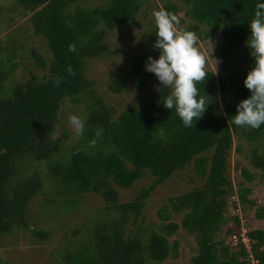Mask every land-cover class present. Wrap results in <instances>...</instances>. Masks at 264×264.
I'll use <instances>...</instances> for the list:
<instances>
[{
  "label": "trees",
  "instance_id": "16d2710c",
  "mask_svg": "<svg viewBox=\"0 0 264 264\" xmlns=\"http://www.w3.org/2000/svg\"><path fill=\"white\" fill-rule=\"evenodd\" d=\"M81 1L18 0L22 8L33 12L29 17L31 30L43 38L50 57L46 63L35 53L34 65L45 75L40 81L27 80L10 93L2 85L9 71L0 72V94L8 93L7 97H0V237L17 225L27 228L25 211L39 189V182L34 175L17 180L14 176L16 162L29 156L46 162L48 176L56 187L54 195L64 199V203L73 204L75 199L91 192L115 212L105 219V213H101L90 241L67 253L61 264L160 263L170 251L167 237L178 228L195 237L196 252L188 264H264V230L248 232L247 246L238 240V245L230 248L216 240L220 233L224 237L232 234L224 215L229 198L235 196L239 204L255 206L247 199L249 190L232 188L226 176V160L232 136L252 145L264 136V125L251 129L232 122L238 104L251 95L243 83L254 67L252 50L247 45L248 24L256 4L264 0H180L190 21L184 29L194 31L201 41L211 36L219 38L213 56L222 58L221 70L227 73L214 75L208 71L206 82L197 85L208 105L193 128L184 127L174 109H165L163 103L168 93L163 86L146 94L136 108L115 118L114 110L94 97L83 64L106 51L104 33L126 29L141 3L107 0L92 9L76 6L70 11L72 5ZM163 9L176 15L178 12L172 4ZM155 35L156 31L149 34L146 56L136 55L129 67L141 88L155 77L145 70L148 57L159 58V51L153 47ZM70 44H75V52L68 51ZM69 65L74 76L67 73ZM57 76L63 78L58 88L53 83ZM123 88V80L117 77L109 79L106 87L112 94H119ZM79 96L91 101L83 119L84 146L74 144L69 152L52 156L56 145L51 135L60 105L64 99L74 101ZM97 129L103 130L98 139ZM93 139H97L96 145L89 147ZM189 163L194 175L204 180L203 185L168 198V206L163 205L156 212L160 224L155 229L136 226L134 231L125 233L126 222L131 219L133 225L136 223L144 201L156 186ZM249 163L253 169L264 172V151L257 153L252 148ZM145 172L153 178L150 184L142 187L131 201L118 203L114 187L126 190ZM241 174L250 180L244 170ZM45 203L51 205L49 201ZM232 204L235 206V201ZM167 210L175 214L184 212L179 224L167 222ZM253 217L264 223V207H256ZM232 222L239 227L237 217Z\"/></svg>",
  "mask_w": 264,
  "mask_h": 264
},
{
  "label": "rangeland",
  "instance_id": "374dc122",
  "mask_svg": "<svg viewBox=\"0 0 264 264\" xmlns=\"http://www.w3.org/2000/svg\"><path fill=\"white\" fill-rule=\"evenodd\" d=\"M107 0H82L74 7L92 9L106 3ZM140 9L132 18L126 29H114L104 33L102 42L106 51L98 58L87 59L83 64L85 79L91 84L95 98L100 99L107 108L114 110L115 118L120 113L130 111L137 107L138 103L148 93H154L162 87L156 77L148 80L145 87L139 86L138 80L130 73V64L136 55L146 56L147 44L150 43L149 34L156 31L153 12L160 10L166 4H172L178 8L177 16L181 20L180 27L190 24L184 13V6L180 0H140ZM33 12H28L18 4V0H0V72L9 71L2 85L8 88L22 86L27 80L40 81L45 71L34 65V54L46 61L49 56L48 48L40 36L33 34L29 17ZM212 51H211V46ZM199 47L208 57V71L214 74L215 61L217 73L226 75L222 71V58L214 57L213 52L218 47L220 40L211 36L206 40H199ZM11 66V67H10ZM120 78L124 82V88L119 94H112L106 87L111 78ZM170 89L167 88L168 95ZM8 93H1L0 97H7ZM88 97H76L74 101L64 99L60 105L56 123L53 128L51 140L55 143L52 156H58L62 152H69L74 144L84 146V136L75 137L69 122L70 115L84 119L87 106L90 104ZM238 147V149H237ZM252 148L257 153L264 151V136L250 144L243 139L232 136L230 151L226 160V176L234 191L244 188L250 191L247 196L255 206L239 204L233 196L228 199L225 209L227 227L232 230L230 237H224L223 233L216 240L222 241L224 246L230 248L238 245L240 240L247 246V233L252 230H264V223L253 217L256 207H264V172L255 170L249 163V154ZM86 152L88 149H85ZM94 150V148H93ZM105 151V148H101ZM208 156V154L206 155ZM47 164L44 160H35L29 156H23L16 164L14 180L28 178L34 175L39 182V189L35 197L29 201L25 211V225L18 226L8 235L0 237V264H61L63 257L71 253L79 246L87 244L91 239L92 228L101 216V213L114 216L115 212L107 209L104 201L91 192H86L79 199H73L74 203L66 204L64 199H58L54 193L55 183L48 176ZM241 170L250 175L246 180ZM152 177L145 174L126 190L114 187L118 203L131 201L142 187L150 184ZM204 180L194 175L191 163L180 171H175L162 184L156 186L149 197L144 201L136 223L133 225L129 219L124 228L125 233L134 231L137 227L155 229L160 224L156 212L163 206H168L167 199L176 197L193 188H200ZM69 198H66L67 200ZM51 202V205L45 202ZM235 201V206L232 202ZM44 204V205H43ZM43 206L42 211H40ZM184 212L172 213L167 210L168 221L179 224ZM32 216V217H31ZM237 217L239 227H234L232 218ZM101 219V218H100ZM102 219V220H103ZM165 224V223H163ZM44 235L39 237L34 233ZM170 251L167 258L160 262H146V264H188L190 258L196 252L194 235L178 228L171 236L167 237Z\"/></svg>",
  "mask_w": 264,
  "mask_h": 264
},
{
  "label": "clouds",
  "instance_id": "9594fccd",
  "mask_svg": "<svg viewBox=\"0 0 264 264\" xmlns=\"http://www.w3.org/2000/svg\"><path fill=\"white\" fill-rule=\"evenodd\" d=\"M153 17L156 27L153 47L159 51V58L153 60L148 57L145 70L154 74L163 88L171 90L163 103L165 109H174L183 126L193 128L194 121L203 117L208 105L197 85L204 84L208 78L209 57L201 51L197 34L180 27V19L176 14L161 8L153 12ZM248 26L250 36L247 45L252 50L254 67L247 73L243 83L251 95L238 104L232 122L238 127L259 129L264 125V3L256 4ZM68 51L75 52V44H70ZM214 61L215 75L219 61ZM66 70L68 75H75L71 65ZM62 80V77L57 76L53 80L54 86L58 88ZM68 122L75 137L82 138L85 133L84 120L70 115ZM102 131L97 129V139ZM97 139L89 141V147H95Z\"/></svg>",
  "mask_w": 264,
  "mask_h": 264
}]
</instances>
